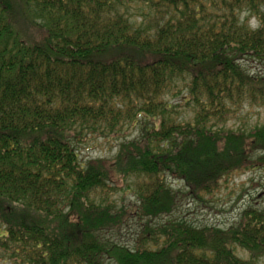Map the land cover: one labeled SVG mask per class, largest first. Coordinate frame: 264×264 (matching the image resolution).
Wrapping results in <instances>:
<instances>
[{
    "label": "trees",
    "instance_id": "trees-1",
    "mask_svg": "<svg viewBox=\"0 0 264 264\" xmlns=\"http://www.w3.org/2000/svg\"><path fill=\"white\" fill-rule=\"evenodd\" d=\"M246 60L264 63V0H0V264H259L255 211L228 230L144 224L133 248L99 235L172 213L169 178L202 197L257 166L264 127H224L264 107ZM136 126L115 158L80 159ZM122 186L139 205L114 213Z\"/></svg>",
    "mask_w": 264,
    "mask_h": 264
},
{
    "label": "rangeland",
    "instance_id": "rangeland-1",
    "mask_svg": "<svg viewBox=\"0 0 264 264\" xmlns=\"http://www.w3.org/2000/svg\"><path fill=\"white\" fill-rule=\"evenodd\" d=\"M255 26L256 22L252 21ZM243 66L251 76L264 75V63L246 60ZM173 101V100H172ZM176 102V100H174ZM180 116L187 121L193 119L192 112L185 107L178 108ZM226 129H251L264 127V107L244 106L237 116L230 119L224 126ZM139 137V126L130 128L122 133L118 140L99 138L89 142L81 150L80 159L84 162L95 159L115 158L121 143L133 141ZM264 153L254 155V169L235 173L224 180L221 188L213 195L196 197L189 194L185 184L169 178L171 190L176 195L173 212L157 218L145 217L139 219L136 213L131 214L123 225L116 230L99 233L101 240L108 245L119 244L133 248L143 232L144 224L151 226L164 225L169 221L186 222L195 227H216L223 230L236 226L241 222L246 211H255L264 214V163L258 159ZM262 165V166H261ZM252 166V167H253ZM123 187V186H122ZM110 201L114 203V213L126 212L132 206L139 205L135 192L124 186L119 192L113 194ZM239 256L248 260L250 255L241 250ZM106 264H114L106 260ZM1 264H12L3 262ZM264 264V258L259 260Z\"/></svg>",
    "mask_w": 264,
    "mask_h": 264
}]
</instances>
